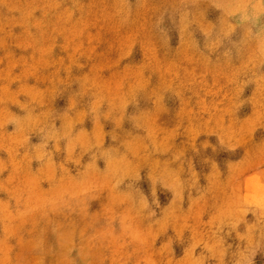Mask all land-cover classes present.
Wrapping results in <instances>:
<instances>
[{"label": "rangeland", "instance_id": "rangeland-1", "mask_svg": "<svg viewBox=\"0 0 264 264\" xmlns=\"http://www.w3.org/2000/svg\"><path fill=\"white\" fill-rule=\"evenodd\" d=\"M0 264H264V0H0Z\"/></svg>", "mask_w": 264, "mask_h": 264}, {"label": "bare ground", "instance_id": "bare-ground-1", "mask_svg": "<svg viewBox=\"0 0 264 264\" xmlns=\"http://www.w3.org/2000/svg\"><path fill=\"white\" fill-rule=\"evenodd\" d=\"M184 29V28H183ZM169 170L171 171V168H169ZM171 173V172H170Z\"/></svg>", "mask_w": 264, "mask_h": 264}]
</instances>
